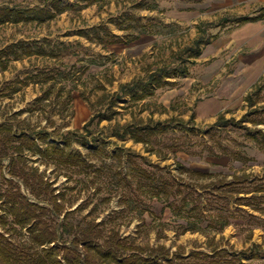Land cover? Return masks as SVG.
Masks as SVG:
<instances>
[{
  "label": "rangeland",
  "instance_id": "obj_1",
  "mask_svg": "<svg viewBox=\"0 0 264 264\" xmlns=\"http://www.w3.org/2000/svg\"><path fill=\"white\" fill-rule=\"evenodd\" d=\"M60 1L73 8L62 13L53 10L56 16L43 22L0 25V50L19 42L46 41L61 49L56 57L31 55L15 60L12 56L6 69L0 70V123L8 121L14 129L29 133L46 131L51 134L48 141L61 145L59 135L88 131V142H73L71 149L97 167L117 162L104 155L90 156L94 145L110 154L118 149L135 152L150 164L168 168L178 181L202 194L209 207L222 204V200L211 204L205 196L207 191L221 192L213 186L217 181L250 173L252 187L264 179V143L255 135L257 121H264V105L248 106L254 100L264 102V21L245 27L231 23L238 16L264 14V0H107L86 7L78 0ZM50 2L0 0V6L52 9ZM130 17L146 24V29L135 26ZM107 32L124 42L109 44L98 38ZM135 34L138 38L130 39ZM202 37L199 53L188 57L186 49ZM183 65L188 68L184 74ZM161 70L170 74L161 85L153 83V95L135 101L126 95L113 104L121 85ZM46 71L55 72L61 80L42 81ZM22 81L29 83L13 92L11 86L20 87ZM46 92L51 93L48 98L37 102ZM240 110L258 112L241 117ZM98 114H112V118L99 122ZM233 115L234 122L223 123ZM157 122L167 125L166 129L149 144L135 143L129 135H112L115 128ZM27 157L56 194H65L60 199L65 206L62 214L48 213L55 222H61L67 211L80 208L75 219L104 222L106 233L116 230L140 246H165L185 256L192 251L225 249L237 258L234 264H264V201L262 210L239 206L233 199L237 191H230L229 208L236 212L231 225L222 232L210 228L184 232L186 222L176 218L164 201L145 200L140 212H121L125 205L119 195L102 201L110 194L108 184L100 183L104 181L94 185L92 177L88 182L68 181L39 155L27 152ZM178 165L207 176L200 178ZM127 167L125 158L123 169ZM22 191L35 201L24 186ZM40 204L52 209L48 202ZM23 234L20 239L28 241L26 229Z\"/></svg>",
  "mask_w": 264,
  "mask_h": 264
},
{
  "label": "trees",
  "instance_id": "obj_2",
  "mask_svg": "<svg viewBox=\"0 0 264 264\" xmlns=\"http://www.w3.org/2000/svg\"><path fill=\"white\" fill-rule=\"evenodd\" d=\"M107 0H78L84 2L82 7L92 5L96 2ZM52 9L41 7L22 8L0 6V25L8 22L20 21H45L47 18L56 16L66 9L73 8L69 4H62L60 0H51ZM80 3H77L79 5ZM75 6V7H76ZM80 6V5H79ZM56 13H54V11ZM130 19H132L130 17ZM246 21L247 18H241ZM135 26L146 29V24H141L137 20ZM100 40L108 41L109 44L124 42L118 36L107 32L106 37H98ZM130 38V37H128ZM135 34L130 39H137ZM122 40V41H121ZM47 42V41H46ZM35 43L27 45L23 42L11 44L7 48L0 50V70L6 69L10 58L20 60L24 56L48 55L56 57L61 49L58 46H50L48 43ZM204 42L203 37L195 41L193 47H189L188 57L199 53L200 45ZM184 66V65H183ZM188 68L183 67L182 73H187ZM43 74V73H41ZM166 70H161L158 74L152 73L146 79L134 80L128 84L121 85L115 94L116 103L126 95H132L131 101L142 100L154 94L153 83L161 85L163 78L169 76ZM41 76V75H40ZM42 81L57 80L61 78L54 72H44ZM29 82L22 81L20 87H13V92L21 90L22 86ZM50 92H46L42 102L47 99ZM112 110V109H111ZM98 121L102 119L110 120L111 115L98 114ZM234 122L225 120L223 123ZM264 122V121H263ZM257 121V124H262ZM167 125L157 122L136 126L133 124L113 129L112 135L123 138L129 135L135 143L149 144L163 133ZM87 127V126H86ZM85 127V128H86ZM87 130V129H86ZM90 132L79 133L70 132L67 135H59L61 142L57 140L48 141L51 134L46 131L29 133L25 129H14L8 121L0 123V264H234L237 261L235 255H230L227 250L216 248L212 253L204 251H192L187 256L176 251L171 253L165 246L149 247L140 246L129 238L122 237L118 231L111 230L106 233L103 228L104 222L95 223L94 220L82 223L75 219V215L80 208L67 211L61 222L49 216L52 211L56 215H61L65 209L60 199H65V194L55 193V188L51 183L44 180L39 169L29 165L27 152L32 155H39L46 162L63 172L68 181L76 183L85 182L90 179L91 185L96 181L108 184L110 194L102 198L103 202H108L113 194L119 195L120 202L125 206L121 212L138 211L141 205L157 199L164 201L172 211L173 215L186 223L184 232H205L210 228L222 232L226 226L236 218V212L229 208L230 191H237L238 196L233 197L239 206H251L253 209L262 210L264 201V179L255 182L251 187L254 178L251 175L243 174L234 176L231 181L219 180L214 183L215 189L221 190L216 194L207 191L205 196L211 198L210 203H217L222 200L220 206L205 205L202 194L194 191L187 183L178 181L168 168H161L153 165L135 152L118 149L116 153H108L104 147L94 145L90 151V156L105 157L116 160L117 164L101 163L97 167L80 151L72 150L73 142H88L87 135ZM264 143V134L257 132ZM263 138V139H262ZM92 142L96 144V139ZM128 167L123 169L124 161ZM5 160L8 161L5 164ZM181 170L187 171L198 177H206L207 174L193 171L182 165H178ZM6 172V174L4 173ZM83 179H77V178ZM22 186L34 197L31 200L22 191ZM103 186H98L96 192L100 193ZM74 187H69L73 190ZM224 191V192H223ZM250 197L239 196L240 194H252ZM48 202L52 209L40 204ZM151 204V203H150ZM148 205V210H151ZM120 212V213H121ZM242 213H246L242 210ZM29 234L28 241L20 238L24 236L23 231Z\"/></svg>",
  "mask_w": 264,
  "mask_h": 264
},
{
  "label": "crops",
  "instance_id": "obj_3",
  "mask_svg": "<svg viewBox=\"0 0 264 264\" xmlns=\"http://www.w3.org/2000/svg\"><path fill=\"white\" fill-rule=\"evenodd\" d=\"M256 1V0H255ZM258 1V0H257ZM260 2V1H259ZM260 16L261 17H263V18H260ZM247 18V20L246 21H240L239 19H241V18ZM264 14L262 13L261 15H259V16H257V17H254V16H252V15H243V16H238V17H235V18H233V19H231V23H233V25H239V26H243V27H245V25L246 24H252V23H256V22H263L264 20ZM263 104L264 105V102H261V101H259V102H256L255 100L253 101V102H250V103H248V106L252 109V108H254V109H256V107L259 105V104ZM241 104H244V102H242ZM259 110V109H258ZM258 110H254V111H250L249 113H247L246 111H241L240 110V112L238 113V115L239 116H241V117H243V116H246V117H249L250 116V114H256L257 112H258ZM239 111V110H238ZM262 114H264V108H263V112H261ZM233 118H231V119H229V120H235L234 118V115L232 116ZM221 118H223V117H221ZM264 123V122H263ZM262 123V126L263 127H259V126H261V124H258L259 126H258V128L257 129H255V135H258L257 134V132L258 131H261L263 134H264V124ZM246 174H248V175H250V173H246ZM235 176H239V175H235ZM247 195H249V196H247ZM247 195H244V196H246V197H250V196H252L253 195V193L252 194H247ZM240 196V195H239Z\"/></svg>",
  "mask_w": 264,
  "mask_h": 264
}]
</instances>
